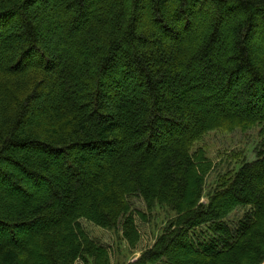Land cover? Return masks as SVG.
I'll use <instances>...</instances> for the list:
<instances>
[{
  "label": "trees",
  "instance_id": "16d2710c",
  "mask_svg": "<svg viewBox=\"0 0 264 264\" xmlns=\"http://www.w3.org/2000/svg\"><path fill=\"white\" fill-rule=\"evenodd\" d=\"M263 110L264 0H0V264H111L82 221L134 249V198L174 216L132 264H264ZM236 131L256 159L203 203L195 147Z\"/></svg>",
  "mask_w": 264,
  "mask_h": 264
},
{
  "label": "rangeland",
  "instance_id": "374dc122",
  "mask_svg": "<svg viewBox=\"0 0 264 264\" xmlns=\"http://www.w3.org/2000/svg\"><path fill=\"white\" fill-rule=\"evenodd\" d=\"M92 12L97 16H107L106 9L98 11L92 9ZM205 12L203 15H206ZM150 15V4L146 3L144 8V16ZM147 19L144 17L143 21ZM227 23V21L225 22ZM18 25V23H15ZM148 25V24H147ZM155 33L159 34L158 28L154 29ZM195 33L194 30H187L182 33L183 36H188ZM226 46L229 48L230 42L225 41ZM88 52V49H87ZM88 54L87 57H89ZM80 55L75 52L73 47H70L68 52V60L61 62L62 65L67 66L70 63L75 64L76 61L80 60ZM82 57H86L82 54ZM92 57V56H91ZM199 69V67L194 68V70ZM199 71V70H197ZM243 82L240 81L237 84V88H241ZM132 111L135 115L136 107H138V100L133 99ZM209 106H204L199 100L195 101L194 108L198 112L212 113V109L216 106V101H211ZM212 106V107H211ZM225 107H230L226 105ZM239 108V106H238ZM264 110L262 111V113ZM262 140L257 136V131L251 133H243L236 131L234 133L226 132H213L204 138L202 143H199L195 150H203L206 155V158L212 163V169L207 174L206 179V193L205 198L202 200L203 203H208L211 196L216 192L217 188L220 187V181L223 178H232V176L239 170L241 164L246 162H253L256 158L255 149H257V144H261ZM7 187V186H5ZM39 194L45 198H49L51 195V190L44 187L40 189ZM13 195L16 198H25L27 196H22L17 192H14ZM133 211L136 215L137 226H138V239L137 246L133 249L128 243L123 239V236L120 233L109 232L104 229H101L89 222L82 221V228L84 231L89 234V236L97 242L99 245L107 248L111 253V264H132L137 262L143 254L153 246L156 238L161 233L162 229L165 228L167 223V214L170 217L174 215L168 213L167 210H157L152 215L147 212L145 204L139 198H134L131 200ZM143 213L145 218L139 216ZM235 215V214H234ZM23 234L25 237L28 234ZM0 236L6 237L9 236L6 232L0 233ZM175 252V251H171ZM79 264V263H78Z\"/></svg>",
  "mask_w": 264,
  "mask_h": 264
}]
</instances>
